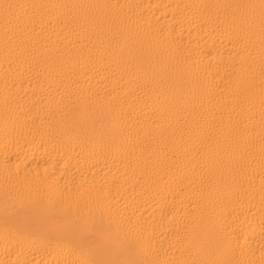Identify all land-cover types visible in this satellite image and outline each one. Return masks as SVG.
I'll list each match as a JSON object with an SVG mask.
<instances>
[{
    "label": "bare ground",
    "instance_id": "bare-ground-1",
    "mask_svg": "<svg viewBox=\"0 0 264 264\" xmlns=\"http://www.w3.org/2000/svg\"><path fill=\"white\" fill-rule=\"evenodd\" d=\"M0 264H264V0H0Z\"/></svg>",
    "mask_w": 264,
    "mask_h": 264
}]
</instances>
